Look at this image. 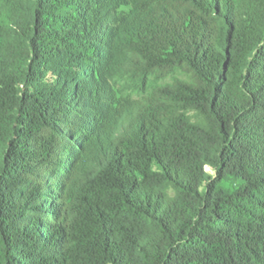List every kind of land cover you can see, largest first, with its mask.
<instances>
[{"label":"trees","instance_id":"trees-1","mask_svg":"<svg viewBox=\"0 0 264 264\" xmlns=\"http://www.w3.org/2000/svg\"><path fill=\"white\" fill-rule=\"evenodd\" d=\"M118 1L0 0V264H264V0Z\"/></svg>","mask_w":264,"mask_h":264},{"label":"rangeland","instance_id":"rangeland-1","mask_svg":"<svg viewBox=\"0 0 264 264\" xmlns=\"http://www.w3.org/2000/svg\"><path fill=\"white\" fill-rule=\"evenodd\" d=\"M109 1L114 2L115 5L114 3L111 2V5L109 7L107 6L108 10L107 9L104 10L103 2H106L105 4H108ZM4 2L6 5L9 6L13 2V0H4ZM78 2H80V0H78ZM90 2L93 3V6L100 7V10L102 13L103 12L110 13V15L113 18L120 16L125 10V6L119 5L118 0H90ZM72 8H75V5H71L67 9H61V8L59 9V13H63L65 15L63 16V18H66L68 22L71 20V18H69L70 16L71 17L77 16V12L75 11V9H72ZM112 17L109 19H112ZM101 20L102 21L98 22V26L101 29V33L92 32L91 37L89 38L90 42L92 41V43H88L82 39H77L74 41L70 40V42H68V47H73V48H78V49L82 48V51L84 52L85 61L89 64V67H90V70H89L90 72L88 73L89 77L88 78L84 77V79L86 80V83L89 84L90 74L93 75L95 85L99 89V92H100L99 93L100 97L103 96V88L107 87L108 84L111 85L110 77L112 75H108V72L111 70L109 68L110 66L109 64L113 59H115V54L114 52H112V47H111L112 43H107V46L103 44L107 31L105 30L106 26H105L103 18ZM113 32L114 31H112L110 34H112ZM109 35H107L106 37L110 38ZM112 38L113 37H111V42H113ZM80 66L82 65L80 64ZM92 75H91V78H92Z\"/></svg>","mask_w":264,"mask_h":264}]
</instances>
